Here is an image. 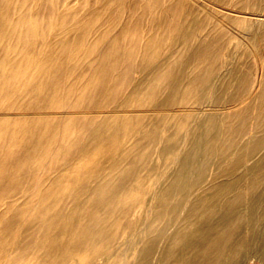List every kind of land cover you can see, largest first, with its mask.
Wrapping results in <instances>:
<instances>
[{
    "label": "bare ground",
    "instance_id": "1",
    "mask_svg": "<svg viewBox=\"0 0 264 264\" xmlns=\"http://www.w3.org/2000/svg\"><path fill=\"white\" fill-rule=\"evenodd\" d=\"M0 264H264V0H0Z\"/></svg>",
    "mask_w": 264,
    "mask_h": 264
},
{
    "label": "rangeland",
    "instance_id": "2",
    "mask_svg": "<svg viewBox=\"0 0 264 264\" xmlns=\"http://www.w3.org/2000/svg\"><path fill=\"white\" fill-rule=\"evenodd\" d=\"M255 257H256V256L254 255V256H253V259H255L256 261H254V260L252 259L253 262H255V263H259V262H260L259 259H258L257 257L255 258ZM257 260H258V261H257Z\"/></svg>",
    "mask_w": 264,
    "mask_h": 264
}]
</instances>
